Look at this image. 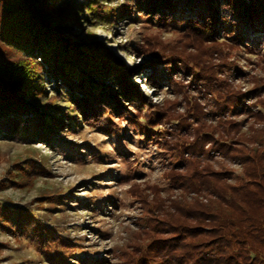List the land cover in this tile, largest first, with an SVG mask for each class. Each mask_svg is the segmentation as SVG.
I'll use <instances>...</instances> for the list:
<instances>
[{
	"label": "rangeland",
	"instance_id": "obj_1",
	"mask_svg": "<svg viewBox=\"0 0 264 264\" xmlns=\"http://www.w3.org/2000/svg\"><path fill=\"white\" fill-rule=\"evenodd\" d=\"M66 1V11L70 7L79 19V23L62 24L74 47L85 54L90 44H101L112 57L103 62L104 77L87 65L83 71L94 86L118 91L117 102L107 95L84 115L68 90L60 81L55 83L44 68L38 71L42 94L36 99L23 96L24 104L15 112L7 109L0 114V264H136L146 237L155 235L146 230L151 222L144 221L146 213L136 193L147 192L154 204L163 206L173 199L195 200L172 187L165 175L171 166L161 132L177 136L172 128L176 121L157 126L149 123L154 132L147 134L140 126L146 125L142 116L154 104L163 107L175 101L179 102L177 110L183 112L186 99L205 104L209 114L205 129L220 122L210 118L213 106L188 83L189 72L180 67L172 70L165 58L177 54L206 64L202 48L211 50L217 45L224 51L225 61L237 63L244 72L226 75L233 89L248 91L254 83L264 82V29L255 32L250 26L243 27L245 39L232 46V37L239 33L237 27H231L219 32L224 37L210 43L185 33L181 23L189 16L188 9L176 10V20H159L160 14L142 9L136 0ZM59 2L52 1L55 6ZM211 8L217 9L226 25L235 21L227 9ZM102 10L108 16L117 10L123 13L103 17ZM49 40L52 43V37ZM97 58L91 55L89 61ZM191 65L189 62L188 67ZM115 75L116 80L112 79ZM154 76L155 86L149 83ZM173 80L181 89H175ZM134 84L143 93L141 100L128 95ZM259 98L264 99V90ZM48 103L57 109L50 110L52 116L42 131L43 125L31 117ZM235 112L225 118L239 122L232 136L239 140L243 153L255 146L252 138L264 140V118L253 117V111ZM201 158L216 170H230L233 176L228 183L240 182L236 176L241 175V165L234 160L212 151ZM166 210L159 215L170 221L173 209Z\"/></svg>",
	"mask_w": 264,
	"mask_h": 264
},
{
	"label": "trees",
	"instance_id": "obj_2",
	"mask_svg": "<svg viewBox=\"0 0 264 264\" xmlns=\"http://www.w3.org/2000/svg\"><path fill=\"white\" fill-rule=\"evenodd\" d=\"M52 1L0 0V114L7 109L15 112L24 104L23 96L36 99L42 94L38 71L44 68L55 83L60 81V86L68 90L84 115L87 109L93 111L99 106L107 95L116 101L118 91L94 86L83 71L84 65H87L91 72L104 77L106 67L103 62L111 61L112 57L105 53L101 44H90L84 50L85 54L77 50L62 24L70 21L79 23V19L70 7L66 11L67 1L59 0L57 6ZM136 2L142 9L160 14L159 20H176V10L188 9L190 14L183 20L180 18L181 24L185 33L198 41L214 43L224 37L220 31L237 27L239 34L232 37L235 44L229 45L238 46L246 37L243 27L250 26L255 32L264 29V0ZM212 5L230 11L235 21L226 25L223 19L218 18L217 9L211 8ZM162 7L168 9L163 10ZM98 8L94 10L101 13ZM122 13L117 10L108 16L102 10L103 17H120ZM49 37H52V43H49ZM213 47L217 48H202L207 55L206 64L177 54H169L165 62L172 70L180 67L189 72L191 79L188 83H192L213 106L210 118L217 117L220 121L214 124V128H204L209 114L205 104L199 101L190 103L185 99L183 112L177 110L179 102L176 101L163 107L154 104V108L142 116L146 127L140 126L147 134L154 132L149 123L154 122L151 126H157L163 121H176L172 128L177 136L170 137L168 131L161 132L166 144L163 149L171 166L165 175L172 187L195 200L173 199L170 205L163 206L154 204L147 192L136 193L146 213L144 221L151 222L147 223L146 230L155 234L146 237L143 252L136 255V264H264V140L252 138L255 146L241 153L237 145L239 140L232 136L237 133L239 122L225 118L240 109L243 112L253 111V117L263 119L264 99L259 96L264 90V82L254 83L248 91L234 90L226 75L233 77L244 72L237 63L225 61L220 47ZM91 55H97L95 62L89 61ZM189 62H192L190 67ZM117 77L115 75L112 79ZM156 80L154 76L149 83L155 86ZM172 82L176 90L181 89L176 80ZM56 85L59 88V84ZM131 89L129 97L143 98L137 85L134 84ZM122 93L125 94L124 91ZM253 97L255 102L249 103ZM45 105L41 108L42 112L31 117L38 125H43L42 131H46V124L52 116L50 110L57 109L50 103ZM56 124L59 126L60 121ZM210 151L241 165V175L236 176L240 177L239 183H228L233 176L230 170H216L203 161L201 157ZM168 207L173 209L170 221L159 215Z\"/></svg>",
	"mask_w": 264,
	"mask_h": 264
}]
</instances>
